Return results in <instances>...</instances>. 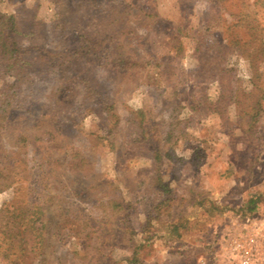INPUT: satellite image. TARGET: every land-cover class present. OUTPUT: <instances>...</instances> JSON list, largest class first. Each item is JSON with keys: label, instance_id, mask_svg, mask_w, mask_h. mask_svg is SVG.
I'll list each match as a JSON object with an SVG mask.
<instances>
[{"label": "rangeland", "instance_id": "1", "mask_svg": "<svg viewBox=\"0 0 264 264\" xmlns=\"http://www.w3.org/2000/svg\"><path fill=\"white\" fill-rule=\"evenodd\" d=\"M250 32L264 46V0H0V105L5 70L57 73L71 58L116 108L73 127L0 114V165L23 169L0 208L24 205L26 230L13 239L0 215V264H125L133 251L135 264H264V66L254 79L233 50L216 64L217 47L194 53Z\"/></svg>", "mask_w": 264, "mask_h": 264}, {"label": "trees", "instance_id": "2", "mask_svg": "<svg viewBox=\"0 0 264 264\" xmlns=\"http://www.w3.org/2000/svg\"><path fill=\"white\" fill-rule=\"evenodd\" d=\"M253 36L254 34L250 32L248 37L244 40H229L224 44L220 42L207 45L204 42H200V44L196 43L194 46V53L202 62V60L214 50L213 48L217 47L218 50L209 55L216 64L218 60H223L226 51L233 50L234 53L249 61L253 73L252 78L257 79V73H260L257 70V62H262L264 66V46L262 43H253L252 40L255 39V36ZM49 37L52 38L51 36ZM52 43L53 39H49L48 42L44 43L43 51L47 54L50 50L59 48L57 45L53 46ZM6 46L10 51L15 49L13 43L9 42ZM109 48L110 45H107L105 50H109ZM70 63L71 58H64L57 62L58 68L55 71L57 73H26L24 75H19L5 70L1 75L11 77L13 80L7 98L3 101L4 104L0 105V114L4 113L6 120L7 118L20 113L25 115H32L34 113L41 115L49 114L53 122H62L72 127L74 124H77L80 119L94 113L95 108L99 111L102 110L105 114L115 116V106L111 105V103L109 105L106 103L105 96H103L104 94H101L100 90L89 88L86 84V78L70 73ZM3 64L5 67L7 66L6 63ZM214 66L216 65L211 67L209 70L210 72H214V70L224 71L226 69L225 67L215 68ZM63 93L66 95L64 98H61V94ZM126 121H129V119ZM177 136L178 135H173V133H168L165 139H170L169 141L176 140L178 138ZM71 150L65 152L63 158H73L74 152H71ZM79 153L80 154H78L77 157L84 159V156L87 155L86 148ZM156 156L158 160L161 157L158 152ZM39 160V158H35L31 167L34 168L35 165L38 168L41 167ZM22 171L23 169H21L19 165H0V189H15L17 182L14 183L13 178L21 174ZM249 203L252 204V206L248 207V209L253 210L254 200L252 198L245 201L244 205H241L242 210L245 211L247 209L246 205ZM159 205L161 204H157V207H159ZM23 206L20 209L16 202H7L0 208V215L3 216V219H12L11 222H13V225L9 231L11 232L13 239L15 237L22 239L26 232L24 221H21L20 219L19 221L16 220L17 212L19 209L21 212ZM26 220L31 221V216ZM56 230L57 232L55 234L57 235L59 229ZM138 256L139 251H133L130 257L124 259L125 264H135L138 260Z\"/></svg>", "mask_w": 264, "mask_h": 264}, {"label": "built area", "instance_id": "3", "mask_svg": "<svg viewBox=\"0 0 264 264\" xmlns=\"http://www.w3.org/2000/svg\"><path fill=\"white\" fill-rule=\"evenodd\" d=\"M233 247H234L235 250H236V249H238V250H241V249H242L240 243H235V245H234ZM249 261H250L249 257H247V256L244 254V255H243V258H242V261H241V264H247V263H249Z\"/></svg>", "mask_w": 264, "mask_h": 264}]
</instances>
